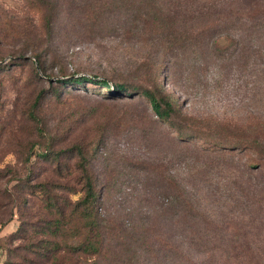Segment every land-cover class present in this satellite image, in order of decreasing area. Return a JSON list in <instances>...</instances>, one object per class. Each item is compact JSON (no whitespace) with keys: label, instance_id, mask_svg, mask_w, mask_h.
<instances>
[{"label":"trees","instance_id":"trees-1","mask_svg":"<svg viewBox=\"0 0 264 264\" xmlns=\"http://www.w3.org/2000/svg\"><path fill=\"white\" fill-rule=\"evenodd\" d=\"M25 3L0 10V71L28 61L38 87L4 127L29 172L4 168L40 206L11 264H264V0ZM103 38L119 59L65 72L60 43ZM222 94L246 112L186 107Z\"/></svg>","mask_w":264,"mask_h":264},{"label":"rangeland","instance_id":"rangeland-1","mask_svg":"<svg viewBox=\"0 0 264 264\" xmlns=\"http://www.w3.org/2000/svg\"><path fill=\"white\" fill-rule=\"evenodd\" d=\"M1 8H5L9 15L37 18V12L27 7L25 0H0V10ZM127 45L112 38L87 42L79 41L77 43L62 42L60 43V53L63 54L65 59L64 70L67 73L78 70L77 74H80L93 69L95 73L96 70L107 65L109 56H112V59H114V56L119 59V53L122 52L120 48ZM111 50H116L114 55L110 53ZM9 57L7 55L1 61L10 63ZM9 66L12 67L0 71V171H3V173H0V264H11L13 261L19 260V257L15 256L9 260L8 256L11 250L13 252V248L18 252L17 247L25 242L23 238L15 236L16 230L22 222L24 227L29 228L27 232L31 233L32 227H30L29 221H33L36 218L35 215L40 206L39 197L35 194L28 196L26 206L21 205L17 197L16 199H12L9 194V188H15L17 177L9 171V168H4L5 165L11 163L19 167V174L22 176H25L29 172V169L19 161V153L10 151L16 145H12L13 140L8 138L4 127L5 125L11 126L18 120H22V111L33 100L35 88H38L34 84L29 83L33 79L30 74L31 65L28 61H16L14 65L10 64ZM160 66L161 63H158V69H160ZM49 72L53 74L52 78H56L59 75L56 67L52 68ZM39 84L40 86L45 85L47 87V83L43 81L39 82ZM87 86L88 92L95 96L106 91L105 88H102L97 83H88ZM168 87L170 88L171 86L168 85ZM223 95L217 98L210 96L206 100H190L187 104L185 100L183 102L187 108L191 107L198 112L225 110L238 116L246 112V101H237V97L231 94L229 95L230 100L227 103V98ZM55 106V104H51L46 110V117L51 123L56 120L55 118H59V115L56 114L57 111L54 109ZM10 110L14 111V116L9 114L13 113ZM24 120L26 121V119ZM24 132L25 129L23 130V135ZM32 172L34 171H31L29 175Z\"/></svg>","mask_w":264,"mask_h":264}]
</instances>
